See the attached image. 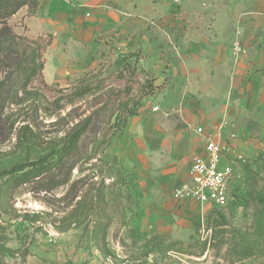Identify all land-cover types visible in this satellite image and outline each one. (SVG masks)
<instances>
[{"label":"rangeland","instance_id":"obj_1","mask_svg":"<svg viewBox=\"0 0 264 264\" xmlns=\"http://www.w3.org/2000/svg\"><path fill=\"white\" fill-rule=\"evenodd\" d=\"M50 1L8 19L21 38L0 57V264H264V37L243 99L211 86L208 130L224 123L239 192L201 205L173 195L192 159L178 131L197 112L190 0L159 12L162 26L150 3L165 0ZM33 50L43 68L22 86ZM127 100L136 114L112 127ZM44 157L41 173L10 180Z\"/></svg>","mask_w":264,"mask_h":264},{"label":"crops","instance_id":"obj_2","mask_svg":"<svg viewBox=\"0 0 264 264\" xmlns=\"http://www.w3.org/2000/svg\"><path fill=\"white\" fill-rule=\"evenodd\" d=\"M178 4L176 0L172 3L165 0L160 5L150 3L154 6L150 16L156 18L158 26H162L164 15L159 12L170 6L172 10ZM26 12L27 7L24 6L13 17L22 18ZM168 17L166 20L170 25L179 21L177 17ZM172 28L167 26V29ZM263 37L264 0H190V102L195 105L197 112L192 110L194 105H191L190 132L186 134L183 129L178 131L179 145L189 151L190 157L202 154L204 150V139L201 149L196 127H202L205 132L210 131L208 129L213 111L211 108L209 111L206 109V102L211 98V86H221L225 97L231 86L240 89L246 86L250 77L248 70L255 68L262 53L259 44ZM235 43L241 47L238 53L234 51ZM241 92L238 98L243 99L246 95L243 89ZM219 107L222 111V106ZM185 175L177 187L188 181V170Z\"/></svg>","mask_w":264,"mask_h":264},{"label":"built area","instance_id":"obj_3","mask_svg":"<svg viewBox=\"0 0 264 264\" xmlns=\"http://www.w3.org/2000/svg\"><path fill=\"white\" fill-rule=\"evenodd\" d=\"M237 43L235 53L240 52ZM225 129L223 122L216 124L213 130L203 133L204 150L202 154L194 155L188 168V181L178 187L175 197L187 196L201 205L224 207L232 199V186L239 177L232 157H230L229 142L222 138ZM229 135V139L234 137ZM236 158V155H233ZM120 264H139L136 261H121ZM143 264H151L146 262Z\"/></svg>","mask_w":264,"mask_h":264},{"label":"trees","instance_id":"obj_4","mask_svg":"<svg viewBox=\"0 0 264 264\" xmlns=\"http://www.w3.org/2000/svg\"><path fill=\"white\" fill-rule=\"evenodd\" d=\"M38 5L39 0H0V57H2L3 61L5 59L4 56L8 52L13 50V41L21 38L20 36L16 35L11 29V27L8 25V19L24 6H26L27 11L31 13L36 10ZM27 57V64L21 72L22 86H26L27 83L30 82L43 68V63L41 60H39V53L33 50L29 53ZM149 92H152L151 88L149 89ZM137 107H139V101H136L135 103L129 100L124 101L122 103L120 102L118 104V111H116L112 127L114 126L117 129L121 128L126 118L123 114L125 113V115L127 116H134L136 114ZM78 134L79 132L71 134L66 150H71L74 147L78 140ZM61 159V156H56L52 160L56 164H59L61 162ZM47 164V158L44 157L30 162L28 165H21L20 167H18V169H16L21 172L20 175L12 176L10 180L16 182H24L31 174L41 173L44 168H46ZM26 167L30 168L26 169ZM12 173L13 172H9L8 176H11ZM235 184L236 183H234L232 186V199L233 196L237 195V193L239 192H235L237 188ZM154 242L155 241H152V245L155 244Z\"/></svg>","mask_w":264,"mask_h":264}]
</instances>
